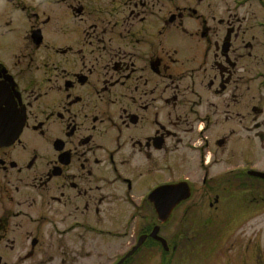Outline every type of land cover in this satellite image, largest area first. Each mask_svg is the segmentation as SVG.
<instances>
[{
    "label": "flooded vegetation",
    "instance_id": "1",
    "mask_svg": "<svg viewBox=\"0 0 264 264\" xmlns=\"http://www.w3.org/2000/svg\"><path fill=\"white\" fill-rule=\"evenodd\" d=\"M218 3L0 0V264H116L138 243L120 264H172L175 209L222 178L261 180L248 148L210 174L238 123L264 139V107L238 102L242 84L264 89L238 72L253 44ZM223 104L230 128L212 137ZM179 183L189 195L161 222L152 193Z\"/></svg>",
    "mask_w": 264,
    "mask_h": 264
},
{
    "label": "rangeland",
    "instance_id": "2",
    "mask_svg": "<svg viewBox=\"0 0 264 264\" xmlns=\"http://www.w3.org/2000/svg\"><path fill=\"white\" fill-rule=\"evenodd\" d=\"M177 1L197 9L198 7L206 9L208 12L213 8V0ZM218 1L219 14L224 16L231 10L237 16L236 24L241 26L240 30H245L244 40L253 44V48L244 49L245 52L251 51V56L240 59L238 72L249 79L252 78L254 85L263 82L264 0ZM237 92L239 106L253 103L264 107V89L257 91L252 88L245 92L242 84ZM224 110L223 104L221 131H218V128L212 129L210 131L212 137L224 136L230 128L229 120H224ZM238 110L241 113L245 112L244 107ZM254 115H258L255 120L261 121L264 118V112ZM246 124L252 129L246 131L238 123L237 135L229 138L226 145L214 146L219 154L216 160H213V155L210 156L211 175L215 176L235 164L243 163L246 148L251 149L249 155L253 159L254 167L264 170V139L261 141L257 135L252 136L257 129L252 127L250 118ZM189 155V163L185 162L189 170L184 174L199 178L201 170L196 163V154ZM179 169L177 174H183L184 169L180 167ZM241 182H244L243 186L240 185ZM193 200L197 207L175 209L172 222L162 231L163 235L166 232L172 233L175 238L172 264H264V182L222 178L219 185L206 193L204 198L196 194ZM114 243L116 241L112 239L106 242L108 246L110 245V250L114 248ZM133 258L128 259L129 262L126 264ZM141 264H159V259L149 258Z\"/></svg>",
    "mask_w": 264,
    "mask_h": 264
},
{
    "label": "water",
    "instance_id": "3",
    "mask_svg": "<svg viewBox=\"0 0 264 264\" xmlns=\"http://www.w3.org/2000/svg\"><path fill=\"white\" fill-rule=\"evenodd\" d=\"M251 174L263 176L264 172H258V171H250ZM189 190L185 183H179L175 185H163L160 186L152 193V199L155 202V209L157 211L158 217L160 221H164L167 216L169 215L172 208L182 199L188 197ZM166 197V198H165ZM158 231V226H156L153 231L151 232V235L155 238H158L162 240L161 237L157 236L156 233ZM163 241V240H162ZM164 242V241H163ZM135 246L133 249H131L123 259H121L116 264H120L121 261H123L126 257H128L130 254H132L133 250L136 248ZM166 247V245H165Z\"/></svg>",
    "mask_w": 264,
    "mask_h": 264
}]
</instances>
